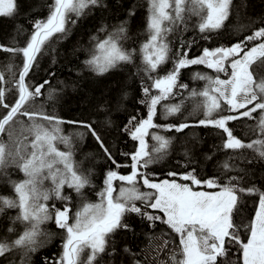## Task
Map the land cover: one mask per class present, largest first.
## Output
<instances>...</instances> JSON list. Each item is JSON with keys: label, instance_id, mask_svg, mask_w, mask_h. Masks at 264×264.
<instances>
[{"label": "snow or ice", "instance_id": "snow-or-ice-1", "mask_svg": "<svg viewBox=\"0 0 264 264\" xmlns=\"http://www.w3.org/2000/svg\"><path fill=\"white\" fill-rule=\"evenodd\" d=\"M232 3L233 0H147L148 39L141 45L140 51L143 71L148 74L152 84L143 88L145 99L141 103L147 107L146 118L137 121L133 116L126 128L132 140L139 142L138 149L130 156L131 164L121 165L115 161L91 124L72 122L87 129L116 169L130 167V174L122 175L118 170L110 169L105 176L104 188L98 193L99 202L83 203L71 217L72 223H69L71 208L68 203L62 209H57L54 204L49 207L48 201L55 199L69 202L71 196L63 194L65 187L83 196L82 190L90 186L91 181L88 175L78 171L77 163L73 159L72 138L61 132L60 125L64 121L44 113L25 110L28 101L39 96L44 87L41 84L30 90V86L25 83V77L42 47L55 34L66 33L68 22L75 23L72 16L79 18L85 14L86 9L105 5L102 0H52L47 19L35 22L34 32L26 47L2 49L21 53L23 68L15 85L18 98L13 104L5 103V90L0 88V107L7 110L0 115V136L6 135L8 138L7 142L0 139V172L14 166L23 173L24 179L10 181L14 197L0 196V214L7 209H17L13 224H23L24 230L11 241L7 238L0 239V257L14 250H23L25 257L36 252L43 243L40 238L47 239L50 235L41 229V225L53 221L57 228L64 231V242L60 256L54 261L45 258V264H96L97 258L106 250L109 235L118 228L128 227L122 220L126 213L131 212L143 216L153 226L156 221L165 224L179 237V244L169 251L167 259L159 258V254L169 248V241L162 240L156 248L154 264H217L218 257H224L228 251L227 246L233 244L238 246L241 264H264V192H259L255 187L238 188L231 182L235 177L221 185L216 179L202 181L194 172H188L180 178L190 183H178L174 179L153 182L149 174L141 171L167 154L170 140L151 134L156 143L149 151L145 138L150 135L149 129L161 127L154 123L157 106L174 94L173 89L177 86L180 70L191 65H205L217 73L223 72L229 76L228 79H220L219 76L213 78L196 74V78L208 81V87L198 93L204 97L202 107L205 115V119L200 120L199 124L212 125L227 133L225 148L255 149L264 158V140L244 144L226 126L228 121L241 116L252 118V114L260 110L258 127L264 133V75H261L264 73V42L247 48L248 42L264 41V28L256 30L231 47H218L213 50L205 48L195 58L189 59L187 52L179 53L173 68L166 75H151L169 61L167 36L176 27L184 25L187 28L186 19L195 16L199 18L196 26L201 33L216 31L228 19ZM16 9L15 0H0V16L11 17ZM128 15L134 16V9H130ZM126 24L127 21L122 22L102 40L93 38L96 40L94 51L84 62L89 70L103 75L120 64L133 62L135 50L125 49L122 44V41L128 39ZM226 62L231 68L230 73L225 66ZM3 80V75H0V82ZM152 89L158 90V94L153 95ZM221 100L230 112L240 109L244 111L237 116L212 119L213 113L221 107ZM163 107L165 116L180 110L179 105ZM21 115L27 117L31 124L25 125L20 121L18 116ZM38 119L47 121V125L39 123ZM164 127L167 130L175 127L179 132L189 125L184 123ZM78 135L82 138L84 133ZM57 144H63L67 150H60ZM224 167L229 166L225 164ZM168 175L175 177L177 173L170 172ZM138 177L142 179V185L151 191L140 192ZM45 181H50L51 186L45 187ZM116 181L121 182L118 190L114 184ZM192 186L219 190L197 191ZM238 193L258 194L259 197L254 217L247 225H243L246 241L241 240V226L233 220L240 200ZM136 201H140L145 210L137 207ZM149 208L158 210L162 215L147 211ZM13 231L14 228L9 227L8 232ZM86 251L87 256L83 257Z\"/></svg>", "mask_w": 264, "mask_h": 264}, {"label": "trees", "instance_id": "trees-1", "mask_svg": "<svg viewBox=\"0 0 264 264\" xmlns=\"http://www.w3.org/2000/svg\"><path fill=\"white\" fill-rule=\"evenodd\" d=\"M15 2L17 9L13 16H0V75L4 77L0 88L5 90V103L9 105L18 98L15 85L23 68V56L21 53L6 52L2 49L26 47L34 32L35 22L47 19L52 0ZM102 4L105 6L86 9L85 14L79 18L72 16L75 23L68 22L66 33L55 34L42 47L41 53L25 77V83L30 86V90L44 85L41 94L29 100L25 110L44 113L64 121L60 125L61 132L64 136L72 138L73 159L77 163L78 171L88 175L91 181V185L82 190L83 196L65 187L63 194L71 196L69 202L55 199L48 201L49 207L54 204L57 209H62L65 203H68L71 208L69 223L73 222L71 217L83 203L99 202L98 193L103 190L105 176L110 169L118 170L122 175L130 174L131 171L130 167L116 169L87 129L72 122L91 124L115 161L121 165H130V156L138 149L139 142L132 140L126 128L129 127L128 122L133 116L137 121L146 118L147 107L141 103L145 99L143 88L152 84L148 74L143 71L140 51L141 45L148 39L147 0H102ZM130 9H134V16L129 17ZM124 21H127L128 39L122 41V44L125 49L135 50L133 62L120 64L103 75H97L84 63L94 51L96 40L93 38L104 39ZM198 23V17L187 18V28L180 25L167 36L170 59L151 75H166L173 68L179 53L187 52L189 59L195 58L200 56L205 48L213 50L218 47H231L256 30L264 28V0H233L228 19L216 31L201 33L196 26ZM260 42L264 41L248 42L247 48ZM197 73L213 78H228L205 65H191L180 70L177 86L173 89L174 94L157 106L154 123L161 127L149 129L150 135L145 138L149 151L156 143L151 134H158L170 140L167 154L141 171L149 174L153 182L173 178L182 183H190L180 178L188 172H194L202 181L216 179L221 185L235 177L231 182L238 188L255 187L259 192H264V158H261L255 149L225 148L227 134L222 129L199 124L200 120L205 119V115L202 107L204 97L198 93L208 87V81L196 78ZM182 85L186 87H181ZM151 91L153 95L158 94L156 89ZM163 105H179L180 110L165 116ZM6 111L0 107V115ZM227 111L228 106L221 100V107L211 118L233 115V112ZM239 112L241 111L234 112V116L239 115ZM260 115V110H257L252 114V118L241 116L231 120V125L226 126L233 136L244 144L264 140V133H261L258 127ZM18 119L25 125L31 124L25 116H18ZM38 122L47 125V121L38 119ZM184 123L189 127L179 132L175 127L171 130L164 127ZM17 127L19 128V125ZM78 133H84L83 137ZM0 139L7 142L6 135L0 136ZM57 147L62 151L67 150L63 144H57ZM125 153L128 155H124ZM225 164L229 167L225 168ZM170 172L177 175L169 176ZM22 179L23 173L14 166L0 172V196L14 197L10 181ZM137 179L140 192L151 191L142 185L140 177ZM114 184L119 189L120 182L116 181ZM44 185L50 187L51 183L45 181ZM192 187L194 190L208 189L204 186ZM238 196V210L234 212L233 220L241 226V240L246 241L247 235L243 225H247L254 217L259 197L258 194L247 193H238ZM136 206L142 211L145 210L140 201H137ZM147 211L162 215L158 210L149 208ZM17 212V209H7L0 214V239L7 238L11 241L23 232V224H13V217ZM122 222L128 227L118 228L109 235L106 250L97 258L96 264H154V258L157 257L156 248L162 240L169 241V248L159 254L160 259H167L169 251L179 244V237L159 221L153 226L143 216L129 212L124 215ZM9 227H13L14 231L8 232ZM41 229L50 235L47 239L40 238L43 243L36 252L25 257L23 250H14L0 257V264H22V261L23 264H45V258L52 261L58 258L62 252L64 231L57 228L53 221L41 225ZM227 247L226 255L218 257L217 264H241L238 246L233 244ZM86 256L87 251L83 254V257Z\"/></svg>", "mask_w": 264, "mask_h": 264}, {"label": "rangeland", "instance_id": "rangeland-1", "mask_svg": "<svg viewBox=\"0 0 264 264\" xmlns=\"http://www.w3.org/2000/svg\"><path fill=\"white\" fill-rule=\"evenodd\" d=\"M256 45V44H255ZM253 47V46H252ZM226 68L228 69V72L230 73L231 72V68L229 67V65H227L226 66ZM221 73H223V72H221ZM225 76H228V75H226L225 73H223ZM228 78H229V76H228ZM227 78V79H228ZM198 101H196V103H197ZM8 139V138H7ZM166 179H168V180H173V178H166ZM165 180V179H164ZM176 182H178V183H182V182H180L179 180H177V179H174ZM161 181H163V180H161ZM160 182V181H159ZM120 184H121V182H120ZM45 186V185H44ZM46 187V186H45ZM118 190V189H117ZM219 189H216L215 191H218ZM197 191H210V190H208V189H206V190H197ZM136 203H137V201H136Z\"/></svg>", "mask_w": 264, "mask_h": 264}, {"label": "flooded vegetation", "instance_id": "flooded-vegetation-1", "mask_svg": "<svg viewBox=\"0 0 264 264\" xmlns=\"http://www.w3.org/2000/svg\"><path fill=\"white\" fill-rule=\"evenodd\" d=\"M228 65V62H226V64H225V66H227ZM221 74H223V73H221ZM224 75V74H223ZM181 97V96H180ZM240 111L242 112V111H244V109H240ZM228 112H230V111H227V113ZM230 113H232V112H230ZM233 115H234V112H233ZM227 125H231V120L230 121H228L227 122ZM227 134V133H226Z\"/></svg>", "mask_w": 264, "mask_h": 264}]
</instances>
